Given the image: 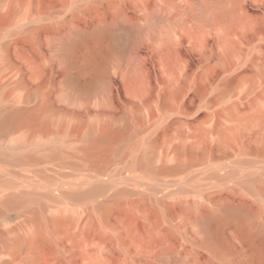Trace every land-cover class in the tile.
Instances as JSON below:
<instances>
[{
	"label": "rangeland",
	"instance_id": "rangeland-1",
	"mask_svg": "<svg viewBox=\"0 0 264 264\" xmlns=\"http://www.w3.org/2000/svg\"><path fill=\"white\" fill-rule=\"evenodd\" d=\"M74 30L87 37L69 66L61 45ZM6 107L29 117L2 146L26 133L45 147L35 153L64 142V161L0 169L12 190L106 186L95 199L46 202L47 215L72 222L37 247V264H264V196L244 185L264 181V0H0ZM88 130L108 137L92 158ZM161 164L187 169L147 171ZM120 189L103 222L97 205ZM225 203L251 215L213 225L215 257L197 221ZM30 209L0 222L6 240L26 233ZM0 264L32 263L0 240Z\"/></svg>",
	"mask_w": 264,
	"mask_h": 264
},
{
	"label": "bare ground",
	"instance_id": "bare-ground-1",
	"mask_svg": "<svg viewBox=\"0 0 264 264\" xmlns=\"http://www.w3.org/2000/svg\"><path fill=\"white\" fill-rule=\"evenodd\" d=\"M101 32H105L108 34L111 33L110 29L107 26H101V27L99 26L95 30V33H101ZM131 32H128V34L130 35L131 38H133L134 42H136L137 39L139 38L138 36L140 32L139 30H131ZM86 37H87V33H85L84 31L74 30V32H72V34L67 39L63 40L62 45H61V48H62L61 53H62L63 61L65 62L66 65L71 66L72 58H73L72 53H73L74 47L80 41L84 40ZM67 83L71 86L75 84V80L73 76H69L67 78ZM28 117H29L28 113L23 108H14V107H11L8 109L7 107L1 108L0 109V141L1 139L6 140L5 136L11 135L13 133L12 131L20 123L25 122L28 119ZM29 136L30 134L26 133L24 135L22 134V136H19L17 138L16 136H14L13 138L7 137L8 139H11L12 144L10 145L11 142L9 143L8 141L10 146L7 144L8 146L6 147H4L5 143L2 146L3 144L2 142H5L4 140H2V142L0 143V169H9V167H13L15 165H18V166L25 165L26 166V165H30L31 163H35V162L43 163L44 160L50 157L58 159L59 161L60 160L64 161L63 160L64 157L62 159V153L60 151L61 147L64 145L63 141H61L60 143L59 141H54L56 142L57 146L56 144L54 145V142L53 144H51V146L54 145L57 149H55V151L53 152L50 151L51 153H48V154L46 152L37 153L38 151L35 153V152H32V150L33 149L37 150L36 148L39 149L41 146H43V144L34 142V140L31 139ZM2 137H5V138H2ZM85 137L87 139V144L83 147V151L85 153V155L84 154L83 155L86 156L87 158H92L94 156L95 150L99 146L103 145L104 143L108 141L107 136L96 135L94 134L92 130H88L85 134ZM42 148L45 149L44 146ZM184 167L185 166H180V167L179 166H166L165 164H161L159 166H150L147 171L151 175H158L166 171H170V170L173 171V169H179V170L182 168L184 169ZM12 184L14 183L9 182L6 179H3L0 177V222L7 223V222H12V221L17 220L19 218L18 214L13 213V211H17L19 209H30V206H33L32 204H34L36 208L33 207L34 208L33 210L30 209L31 211H33L32 213L33 215L29 220V223L27 226L28 230L26 231V233L24 232L25 234H19V233H16L14 230H10L9 233H11V238L6 240L4 235L7 232L3 230L4 231L3 233L0 232V240L3 243L4 247L6 248L12 249L14 251L21 250V249L26 250L28 252V260L32 264H37V255L35 254V250L37 249V247L43 243H50L55 232L59 229V227L62 224L72 222V218H71L72 216H68V215L66 216V214L63 211L62 212L65 215L62 212H58L60 208L57 211L58 213H54V214L51 213V215H47L46 214V202L47 203L48 201L57 202V201H62V200H72V201L77 202V201H80L81 199L82 200L95 199L99 197V195L101 194L103 195L104 193L103 190L106 187V186L100 187V186L93 185L85 190L78 189L77 191L76 190L69 191V192L63 191L58 196H56L51 193L39 194L41 192L38 193L34 189H33L34 191H30V190L22 191L21 190V191L15 192L14 190H12L15 185L13 186ZM244 185L247 188H250L251 191H252V188L254 189L255 187L259 195L261 194L264 196V181L248 179L244 181ZM122 193L123 191H121L120 189L114 192L111 196H109L106 202L105 201L99 202V204L97 205L98 209L100 210L99 212L102 213L101 216H102L103 222H105V219L107 215L109 214L108 212L113 209L114 203L116 202L117 198ZM247 208L248 207H246L245 205H231V204L225 203L220 206V209L218 210V212H209L198 219L197 222L204 235L202 241L204 245H206L212 251L213 256L215 257L221 256V253L218 248V244L212 232L213 225L215 223H218V221L225 219L228 216L245 217V218L249 217L251 215V212ZM262 231H263L262 234L264 236V230ZM163 264L165 263L163 262ZM205 264H211V263L208 262Z\"/></svg>",
	"mask_w": 264,
	"mask_h": 264
}]
</instances>
